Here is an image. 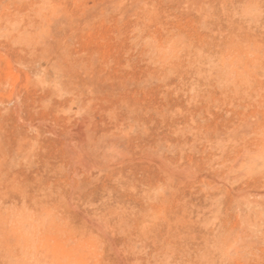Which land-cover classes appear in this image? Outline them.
<instances>
[{"label": "rangeland", "instance_id": "374dc122", "mask_svg": "<svg viewBox=\"0 0 264 264\" xmlns=\"http://www.w3.org/2000/svg\"><path fill=\"white\" fill-rule=\"evenodd\" d=\"M258 181L264 0H0V264H262Z\"/></svg>", "mask_w": 264, "mask_h": 264}, {"label": "bare ground", "instance_id": "6f19581e", "mask_svg": "<svg viewBox=\"0 0 264 264\" xmlns=\"http://www.w3.org/2000/svg\"><path fill=\"white\" fill-rule=\"evenodd\" d=\"M258 186L264 187L263 183H261L259 181H258ZM249 191H250V189H249ZM248 193H247V195H248ZM261 194H263V193H261ZM254 195H257V194H254ZM255 198H254V200H255ZM261 198H263L261 207H259L260 203L258 204L259 200L257 201V204H255L256 203V201H255L254 205H253L251 203L253 200L251 201V199H248L249 201L248 200H246V201L251 203V206L248 205L247 207H245V209L248 208L247 210H249V211L247 212V210L242 209L243 211H241V213H240V217L242 216V226H241V231H240L241 232L240 238L242 241L241 240L240 241L242 242L243 249H242V253L237 255L239 258H237V259L233 258L232 262H233V260L234 261H236V260L243 261L244 260L246 262L255 261L261 257L262 264H264V226H263L264 225V223H263L264 222V197L262 196V197H260V199ZM260 202H261V200H260ZM236 206H238V205H236ZM238 209H240V208H238ZM236 262H238V261H236ZM236 262H234V263H236ZM231 264H233V263H231Z\"/></svg>", "mask_w": 264, "mask_h": 264}]
</instances>
